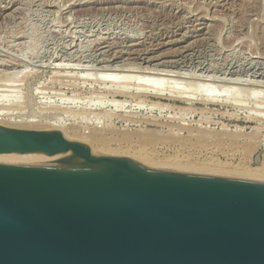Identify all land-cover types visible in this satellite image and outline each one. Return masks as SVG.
Here are the masks:
<instances>
[{"label": "rangeland", "instance_id": "obj_1", "mask_svg": "<svg viewBox=\"0 0 264 264\" xmlns=\"http://www.w3.org/2000/svg\"><path fill=\"white\" fill-rule=\"evenodd\" d=\"M150 47L158 49L152 56L161 54L163 58L152 62L136 58V52ZM104 67L132 69L135 75H141L142 70L161 71L169 77H162L166 79L159 80L160 86L172 85L175 89L171 95L163 88L160 92L149 88L140 92L145 96L140 97L142 100L114 94L119 85L102 81L99 73ZM80 69L92 74L86 77L83 74L84 78L80 74V78ZM13 70L18 72L17 76L12 77ZM198 78L209 79L210 88L218 92L212 101L202 100L205 97L200 93L202 81ZM15 81L18 83H11ZM2 83L6 84L2 86ZM252 83L262 86L254 88ZM0 84L2 88H12L0 89L9 96L4 99L6 93H0V108L10 107L7 116L17 121L40 119L25 129L57 130L48 124L53 121L55 126L64 123L68 137L88 146L96 141L98 146L128 148L132 153L146 146L144 157L155 154L157 159H168L175 155L191 167L209 166L212 162L227 163L224 167L228 170L237 166L262 167L264 0H0ZM229 85L232 91L226 90ZM254 89H260V95L253 94ZM134 90L131 88L130 92L136 93ZM180 91H187L192 101L182 100ZM72 95L77 99L67 101L65 97ZM11 97L19 101L13 107ZM110 98L120 99L124 106L110 108L107 103ZM97 99L105 110L122 117L115 116L109 121L94 117L96 114L92 116L91 111L100 112L90 109ZM122 99L128 103H122ZM150 101L158 105L152 107ZM56 106L77 109L75 112L80 117L75 112L65 114L67 108L59 111ZM82 109L87 113L90 109L89 115ZM101 124L103 127H99ZM148 133L152 140L144 141L143 136ZM188 159L191 163H187Z\"/></svg>", "mask_w": 264, "mask_h": 264}, {"label": "water", "instance_id": "obj_2", "mask_svg": "<svg viewBox=\"0 0 264 264\" xmlns=\"http://www.w3.org/2000/svg\"><path fill=\"white\" fill-rule=\"evenodd\" d=\"M0 125V264H264V176L108 157Z\"/></svg>", "mask_w": 264, "mask_h": 264}, {"label": "bare ground", "instance_id": "obj_3", "mask_svg": "<svg viewBox=\"0 0 264 264\" xmlns=\"http://www.w3.org/2000/svg\"><path fill=\"white\" fill-rule=\"evenodd\" d=\"M9 5V4H8ZM6 6V5H5ZM12 15V14H11ZM216 18V17H215ZM206 30V29H205ZM186 32V31H185ZM183 33V32H182ZM179 35V34H178ZM183 36V35H182ZM176 40V39H175ZM166 41V40H165ZM166 43V42H165ZM168 43V42H167ZM166 43V44H167ZM162 45H164V43H161ZM107 45V44H106ZM156 46V45H155ZM157 47V46H156ZM155 47H153V49H151V47H150V49L149 50H144V51H139V52H136V58L137 59H140V60H142V61H144V62H152V61H157V60H161L162 58H163V56H160L159 54V56H157V55H155V56H152L151 54H154L158 49H154ZM161 48V47H160ZM160 51H161V49H160ZM104 52V51H103ZM178 52V51H177ZM160 53V52H159ZM173 54V53H172ZM163 55V54H162ZM179 55H181V53H174L173 54V56H179ZM106 56V55H105ZM166 56V55H165ZM188 56V55H187ZM169 57V56H168ZM167 58V57H166ZM19 59V58H18ZM106 59V58H105ZM104 60V59H103ZM170 60H172V59H170ZM189 60V59H188ZM10 61V60H9ZM241 61V60H240ZM11 62V61H10ZM165 62V61H164ZM163 62V63H164ZM168 62V61H167ZM117 63V62H116ZM125 63V62H124ZM140 63V62H139ZM85 64V63H84ZM168 64V63H167ZM74 65V64H73ZM115 65V64H114ZM104 66V65H103ZM109 66H110V64H109ZM108 66V67H109ZM62 67V66H61ZM112 67V66H111ZM117 67V66H116ZM122 67V66H121ZM129 67V66H128ZM132 67V66H131ZM228 67V66H227ZM28 68V67H27ZM57 68V67H56ZM68 68V67H67ZM74 68V67H73ZM11 69V68H10ZM17 69V68H16ZM23 69V68H22ZM66 69V68H65ZM86 69V68H85ZM85 69H80L81 71H82V73H79L78 74V77H80L79 75L80 74H82V78H84V76L86 77V76H88V75H90V74H92L91 72H89L90 74H87V72L85 71ZM90 68H88V70H89ZM180 69V68H179ZM15 70V69H14ZM12 71L13 73L11 74L12 75V77H14L15 76V74H16V76H17V73L15 72V71H19V70H15V71ZM26 70V69H25ZM72 70V69H71ZM74 70V69H73ZM78 70V69H77ZM91 70H92V68H91ZM96 70V69H95ZM9 70H7V72H8ZM99 71V70H98ZM100 71H102V72H100ZM98 73L100 74V76H99V74L97 73L96 75V77H100L101 79H102V81L103 82H107V83H110V84H112V85H116V86H118L119 85V88L117 87V88H115L114 90H113V93L114 94H119V95H123V96H134V97H138L139 99H140V97H145L144 95H142L140 92H144V91H146L147 89H149V88H151L152 89V91H154L153 89H156L155 91L157 92H160L159 91V89H161V88H163L162 86H160V84L159 83H161V81L162 80H164V79H166V78H162V77H164V76H168L167 74H161L160 72L161 71H156L155 70V72L156 73H154V72H151L150 70V72H143V70H142V73H141V75H135L134 73H133V71L134 70H132V69H114V68H106L105 69V67L103 68V69H101ZM154 71V70H153ZM19 72H21V71H19ZM85 72H86V74H85ZM93 72V71H92ZM96 72H97V70H96ZM132 72V73H131ZM139 72V71H138ZM173 72V71H172ZM95 73V72H94ZM174 73H175V71H174ZM177 73V72H176ZM181 73V72H180ZM4 74V73H3ZM5 74H6V72H5ZM10 74V73H9ZM66 74V73H65ZM69 74V73H68ZM83 74H84V76H83ZM139 74V73H138ZM171 74V73H170ZM193 74V73H192ZM14 75V76H13ZM182 75V74H181ZM187 75V74H186ZM196 75V74H195ZM204 75V74H203ZM161 76V77H160ZM193 76V75H192ZM209 76V75H208ZM12 77H10V79L12 78ZM94 77V76H93ZM92 77V78H93ZM137 79V78H139V79H137V81H138V83H137V81H136V83H135V81H134V83H131V82H129L130 81V79ZM169 77V76H168ZM171 77V76H170ZM174 77H176V76H174ZM199 77V76H198ZM213 77V76H212ZM18 78V77H17ZM81 78V77H80ZM191 78V77H190ZM197 78V77H196ZM204 78V77H203ZM9 79V80H10ZM86 79V78H85ZM162 79V80H161ZM170 79V78H169ZM195 79V78H194ZM227 79V78H226ZM9 80H8V82H9ZM89 80V79H88ZM159 80H161V81H159ZM197 80H199V78L197 79ZM235 80V79H234ZM246 80V79H245ZM21 81V80H20ZM152 81V82H151ZM165 81V80H164ZM170 81V80H169ZM174 81H176V80H174ZM200 81V80H199ZM202 81V83L200 84V82ZM200 82H199V84H200V86L199 87H201V90H200V93L202 92V96H203V98L204 99H202L203 101L204 100H211L212 101V99L211 98H214L215 96H216V93H218V92H216V91H213L210 87L212 86V84H210V80L209 79H203V80H201ZM211 81H214V80H211ZM249 81H251V80H249ZM260 81H262V80H260ZM5 82H7V81H5ZM102 82V83H103ZM216 82V81H215ZM235 82V81H234ZM252 82H254V81H252ZM263 82V81H262ZM11 83H18V82H11ZM10 83V85H12ZM190 83V82H189ZM198 83V82H197ZM197 83L195 84V85H197ZM213 83V82H212ZM216 83H218V81L216 82ZM3 84L4 83H2V86H3ZM6 84V83H5ZM4 84V85H5ZM9 84V83H8ZM183 84H184V82H183ZM226 84V83H225ZM230 84V83H229ZM235 84H237V83H235ZM1 85V84H0ZM103 85V84H102ZM104 85H105V83H104ZM185 85H187V83H185ZM191 85V84H190ZM189 85V86H190ZM243 85V84H242ZM254 88H257L259 85H258V83H252L251 84ZM7 86V85H6ZM9 86V85H8ZM107 86H109V85H107ZM192 86H193V84H192ZM198 86V85H197ZM233 86V85H232ZM251 86V87H252ZM262 86V85H261ZM261 86H259V87H261ZM264 86V85H263ZM113 87V86H112ZM188 87V86H187ZM194 87V86H193ZM228 87H230V85L229 86H227V87H225V88H227L226 90L228 91V89L230 90L231 88H228ZM234 87L235 86H233L232 88L234 89ZM4 88V87H3ZM2 87H0V89L2 90L3 89ZM7 89L9 88V90H10V88H11V86L10 87H6ZM6 88H4V89H6ZM14 88V87H13ZM131 88H134L135 90H137V92L136 93H132V92H130V90H131ZM224 88V89H225ZM264 88V87H263ZM3 89V90H4ZM12 89V88H11ZM14 89H16V88H14ZM106 89V88H105ZM173 89H175L172 85L171 86H166V87H164L163 88V90L164 91H167V93L169 92L171 95H172V91H174ZM235 89H236V87H235ZM234 89V90H235ZM239 89V88H238ZM244 89V88H243ZM261 89V88H260ZM259 89V90H260ZM0 90V93H3L2 91ZM8 90V91H9ZM133 90V89H132ZM134 90V91H135ZM162 90V89H161ZM162 90V91H163ZM225 90V91H226ZM259 90L258 89H254V91L252 92L253 94L254 93H257L258 92V94H259ZM262 90V89H261ZM260 90V91H261ZM151 91V92H152ZM224 91V90H223ZM231 91H232V89H231ZM237 91V90H236ZM241 91H243L242 90V88H241ZM7 91H5L4 93H6ZM148 92V91H147ZM189 92V91H188ZM215 92V93H214ZM238 92V91H237ZM10 93V92H9ZM12 93V92H11ZM154 92H152V94H153ZM184 93H185V95H184ZM189 93H191V92H189ZM227 93V92H226ZM233 93H236V92H232V94ZM240 93V92H239ZM245 93V92H244ZM250 93V92H249ZM263 93V92H262ZM107 94V93H106ZM145 94H147V93H145ZM163 94V93H162ZM180 94L181 95H179V96H181L183 99L182 100H185V101H192V99L190 98V96H188V94H187V91H180ZM187 94V95H186ZM193 94V93H192ZM225 94V93H224ZM264 94V93H263ZM1 95V94H0ZM154 95V94H153ZM156 95H159V94H157L156 93ZM155 95V96H156ZM173 95H175V94H173ZM191 95V94H190ZM195 95V94H194ZM229 95H231V94H229ZM234 95V94H233ZM248 95V94H247ZM252 95V94H251ZM260 95V94H259ZM17 96V95H16ZM148 96V95H147ZM161 96V95H160ZM166 96V95H165ZM254 96V95H253ZM255 96H256V94H255ZM262 96V95H261ZM3 97H4V99L5 98H9V96H7V93H6V96H4V94H3ZM14 97V96H13ZM18 97V96H17ZM161 97H164V95H162ZM166 97H169V96H166ZM248 97H250V96H248ZM0 98H2V97H0ZM12 98V97H11ZM66 98V100L67 101H74L75 99H77V97L75 96V95H72V96H67V97H65ZM133 98V97H132ZM199 98V97H198ZM236 98V97H235ZM253 98V97H252ZM13 99V98H12ZM116 99H118V98H116ZM115 98L113 99H106V100H108L107 101V103H108V106L110 107V108H112V107H114V108H118L117 106H124V104H120L121 102H119L120 101V99L119 100H116ZM126 99V98H125ZM179 99V98H178ZM201 99V98H200ZM237 99V98H236ZM254 99V98H253ZM259 99V98H258ZM3 100V99H2ZM1 100V101H2ZM8 100V99H7ZM7 100H5V101H7ZM105 100V101H106ZM126 100H129L128 98L126 99ZM126 100H124L123 101V99L121 100L122 101V103H124V102H127L128 103V101H126ZM140 100H142V99H140ZM195 100V99H194ZM245 100V99H244ZM257 100V99H256ZM260 100V99H259ZM103 101V100H102ZM136 101V100H135ZM255 101V100H254ZM260 101H262V100H260ZM19 101H17L16 100V98L15 99H13L12 100V103H11V107H13L16 103H18ZM136 102H140L139 100H137ZM141 102H144V101H141ZM140 102V103H141ZM145 102H146V100H145ZM224 102V101H223ZM246 102V101H245ZM4 103V106H5V102H3ZM70 103V102H69ZM139 103V104H140ZM255 103V102H254ZM259 103H262V102H259ZM134 104H136V103H134ZM139 104H137V105H139ZM145 104V103H144ZM147 104V103H146ZM148 104H149V102H148ZM150 104L152 105V107H155L156 105H158L157 104V102H155L154 103V101H153V103H151V101H150ZM149 104V105H150ZM164 104V103H163ZM237 104V103H236ZM255 104H258L257 103V101H256V103ZM263 104V103H262ZM104 104L102 103V102H100V99H97L96 100V102L95 103H93L92 104V108H90L91 110H100V112H92L91 111V113L89 112L90 111V109H89V111H88V113H87V111H86V109L85 110H83V111H85L88 115H89V113L92 115V116H94L95 114V116L94 117H101V119H102V117H103V119L104 118H106V119H109V118H112V117H115L116 116V118H121L122 116H120V115H117L115 112H113V111H111L110 109L109 110H105L103 107H101V106H103ZM149 105H147V108H148V106ZM162 105V104H161ZM264 105V104H263ZM140 106H144L143 105V103H142V105L140 104ZM165 106V104L163 105V107ZM259 106V105H258ZM257 106V107H258ZM5 107H8V106H5ZM51 107V106H50ZM56 107H59L60 109H58L59 111L61 110V109H63V108H67V107H63V106H56ZM145 107V106H144ZM151 107V106H150ZM162 107V108H163ZM48 108V107H47ZM52 108L54 109L55 108V106H52ZM52 108L50 109V110H52ZM103 108V109H102ZM157 108V107H156ZM159 108H161V107H159ZM4 109H7V112H5L4 111ZM48 109V110H49ZM120 109H122V108H120ZM149 109V108H148ZM10 110V107L9 108H0V125H3V126H15V127H23L24 129L27 127V126H32L33 124H35V123H38L39 122V120L40 119H38V120H33V119H30V120H14V119H12L11 117H9V116H7L9 113H8V111ZM49 110V111H50ZM57 110V109H56ZM56 110H54V111H52V112H56ZM159 110V109H158ZM161 110V109H160ZM184 110V109H183ZM66 111V112H65ZM64 112H65V114L66 113H73V112H75V111H78L77 109H72L71 107H69V108H67L66 110H65ZM178 111V110H177ZM79 112H82V111H80L79 110ZM85 112H83V114H85ZM258 112V111H257ZM77 112H75L74 113V115H77L76 114ZM93 113V114H92ZM259 113H262V112H259ZM62 114H63V112H62ZM120 114V113H119ZM123 114V113H122ZM126 114V113H125ZM175 114V113H174ZM179 114V113H178ZM55 115V114H54ZM82 115V114H81ZM127 115V114H126ZM77 116H79L80 117V113H79V115H77ZM76 116V117H77ZM262 116V115H261ZM70 117V116H69ZM78 117V118H79ZM93 117V118H94ZM130 117V116H129ZM264 117V116H263ZM262 117V118H263ZM33 118V117H32ZM45 118V117H44ZM59 118V117H58ZM106 119H104V120H106ZM129 119V118H128ZM59 120V119H58ZM86 120V119H85ZM99 120H100V118H99ZM42 121V120H41ZM109 121H110V119H109ZM4 124H3V123ZM110 123V122H109ZM51 127H55L58 131H60L63 135H64V137L66 138V139H68V140H70V141H75V142H78V140L76 139V138H70V137H68L67 136V134H66V132H67V128H66V126H65V124L63 125L62 123V126H59V125H57V126H55L54 125V122L52 121V123L49 121V123H48ZM60 124V123H59ZM103 124V123H102ZM102 124H101V126H99V127H103L102 126ZM96 125V124H95ZM109 126V125H108ZM98 127V128H99ZM14 128V127H13ZM72 130H74L76 127H70ZM96 128H97V126H96ZM52 129V128H51ZM92 129H94V128H92ZM95 131H98V130H95ZM95 131H93L92 132V134H93V137L95 136V135H97L96 134V132ZM81 133V132H80ZM150 133H148L147 135H145L144 134V136H143V139H144V141L145 140H148V139H151V134L149 135ZM153 135L154 134H152V137H153ZM156 137V136H155ZM94 138H96V137H94ZM157 138H159V137H157ZM140 139H142L141 137H140ZM153 139H154V137H153ZM156 139V138H155ZM168 139V138H167ZM96 140H98V137H97V139ZM99 140H100V138H99ZM152 140V139H151ZM160 140V139H159ZM142 141V140H141ZM155 141V140H154ZM157 141H158V139H157ZM88 142V141H87ZM149 142H151V141H148V143ZM80 143V142H79ZM82 143V142H81ZM85 143V142H84ZM98 142H94V144H91V145H86V144H84L85 146H86V148L85 149H83V150H75V151H72V152H68L70 155H72L73 157H75V158H77V159H82V160H93V159H95V158H100V157H108V158H113V159H119V160H124V161H129L130 163H144V164H159V165H172V166H183V167H191V166H188L187 164H183V163H186V162H184L183 160V158L181 159L182 161H183V163H181L178 159H177V157L175 158V155H174V157L173 158H170V156H169V158L167 159V158H164L163 156V158L164 159H157V156H155V154H153L155 157H156V159L154 158V156H152V153H151V156L153 157H148L147 158V156L146 157H144V155H146V148H144V147H146V146H140V147H138L137 149H136V151L135 152H133V153H139V155H136V154H133L128 148H127V150H117V149H114V148H110L109 146L107 147H103V146H98V145H96ZM151 143H153V142H151ZM142 144H143V142H142ZM126 149V148H125ZM132 149H133V147H132ZM151 149H152V147H151ZM156 149V148H155ZM133 151V150H132ZM149 151H150V149H149ZM153 151V150H152ZM157 151V150H156ZM144 153V154H143ZM149 153V152H148ZM155 153V152H154ZM157 153V152H156ZM178 153V152H177ZM158 154V153H157ZM156 154V155H157ZM175 154V153H174ZM45 155H47V154H45V153H42V152H30V153H4V154H0V160H4V161H28V160H35V159H38V158H41V157H43V156H45ZM167 155H169V154H167ZM166 155V156H167ZM176 156H177V154H176ZM181 156V155H180ZM172 157V156H171ZM183 157V156H182ZM187 158H189L188 156H187ZM190 159V158H189ZM189 159H188V162L187 163H191V162H189ZM205 159V158H204ZM194 162V161H193ZM198 162V161H197ZM200 162V161H199ZM209 162V161H208ZM195 163H196V161H195ZM203 163H204V161H203ZM193 164V163H192ZM196 164H198V163H196ZM200 164V163H199ZM208 164V163H207ZM227 164V163H226ZM226 164H221V163H209L208 165L209 166H206V165H201L200 164V166L199 165H196V167H194V168H204V169H212V170H220V171H228V172H236V173H244V174H252V175H259V176H264V165H263V163H262V167L261 166H255V167H251V168H243L242 166V168H240L239 166H237V167H239V168H235V169H233V170H228L229 168H225L226 167ZM230 164V163H229ZM237 164V163H236ZM261 165V164H260ZM193 166H195V165H193ZM198 166V167H197ZM225 166V167H224ZM228 166V165H227ZM224 167V168H223ZM230 168H232V167H230Z\"/></svg>", "mask_w": 264, "mask_h": 264}]
</instances>
